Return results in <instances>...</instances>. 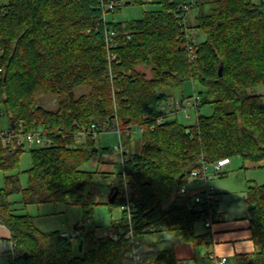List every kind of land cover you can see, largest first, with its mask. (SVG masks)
Listing matches in <instances>:
<instances>
[{"label": "trees", "instance_id": "trees-1", "mask_svg": "<svg viewBox=\"0 0 264 264\" xmlns=\"http://www.w3.org/2000/svg\"><path fill=\"white\" fill-rule=\"evenodd\" d=\"M190 2L192 9L200 7L195 25L187 26L194 30L193 43L177 17L178 6ZM157 4L138 20H109L95 28L102 12L98 0H0V120L5 117L3 128L15 135L41 130L48 139L29 150L24 188L13 173L24 146L16 140L0 145V226L15 245L13 260L0 255L9 264H128L129 247L123 236L112 241L95 227H81L77 244L57 231H39L29 215L16 213L12 195H20L23 207L63 203L88 218L98 205L94 190L110 180L108 194L117 189V195L104 204L121 210L126 188L135 204L131 222L137 236L168 235L141 250L140 264H178L177 245L209 243L206 232H194L202 212L193 189L179 192L194 181L191 172L232 157L264 167V0H214L207 11L204 0ZM108 29L116 34L111 64ZM194 35L203 39L196 42ZM140 67L148 68L149 77ZM185 82L201 88L195 123L168 118L157 124L170 92ZM39 95L53 97L55 108L40 107ZM205 105L212 107L209 116L198 112ZM115 123L123 146L130 145L132 127H141L138 150L124 154L122 173L83 170L99 152H112L96 147L95 138ZM244 204L254 251L236 257L264 264V183L246 186ZM125 222L121 210L110 229ZM148 227L152 231H144Z\"/></svg>", "mask_w": 264, "mask_h": 264}, {"label": "rangeland", "instance_id": "rangeland-1", "mask_svg": "<svg viewBox=\"0 0 264 264\" xmlns=\"http://www.w3.org/2000/svg\"><path fill=\"white\" fill-rule=\"evenodd\" d=\"M158 0H144L143 4L137 2H131L128 5L124 4V1L120 0L118 8L107 14V19L116 22H129L138 20L142 17L144 12L157 10L159 5L157 4ZM206 4L203 5V11H207L208 7L213 4L214 0H204ZM200 7L191 9L187 14L186 22L189 27L195 25L194 16L199 11ZM196 42L201 41L203 36H196ZM139 71L145 73L146 77H149L148 68L140 67ZM201 90L198 84H192L191 82H185L180 88H176L171 91V97L168 101L172 100H181L182 98L192 99L194 95H197ZM42 96V95H39ZM38 98V97H36ZM37 102V101H36ZM199 114L203 116H209L212 113V107L210 105H205L199 108ZM196 110L189 109L186 117V114L183 112H178L173 114L169 119H175L177 122L189 126L195 123L196 120ZM1 127H5L6 118L3 117L0 121ZM140 131L137 127H133L129 131L130 145L124 146L123 151L127 150L128 153H133L138 150L139 141H140ZM119 137L118 135L109 129L101 132L95 138V144L98 148L108 147L112 150L111 153H115V147L118 146ZM38 145L33 146H24V152L21 154L19 159V166L16 171L19 177V183L22 188L27 184V175L26 171L31 166L29 150L39 148ZM110 153V154H111ZM102 159L108 157V154H100V152L93 156L86 164L81 168L86 171L97 170V163L94 159ZM106 161L109 158L105 159ZM104 161V160H103ZM121 164L114 165L115 173L121 172ZM212 167H208V171L212 172ZM110 180L100 183L94 190L95 201L98 205L93 208V212L90 217L86 218L83 216L80 208L78 207H66L63 203L57 204H41V205H28L23 207V205L18 202L21 200L19 194L12 195L9 200L15 202L14 206L16 213L23 215L27 214L32 218L33 225L39 231L42 232H62L70 231L73 229L74 225L84 228H93L98 235H104L110 230L109 226L112 221L117 220L120 217L121 210L119 208H109L104 203L107 200L108 188ZM117 183V181H115ZM264 183V167L259 164H252L246 161H243L240 157H232L228 165H226L222 172L215 176L210 184L213 185L218 190V201L216 209L221 211L223 218L225 220L230 219H244L246 207L244 204V191L248 184L251 185H260ZM3 186V173L0 171V188ZM194 232L196 234H202L204 232V227L201 220H197L193 224ZM168 237L164 233H149L144 234L139 237L142 250H148L153 247V245L161 240H164ZM8 244L7 241H4ZM73 244H77V241H72ZM3 246V241H0V250ZM194 258L189 260L187 264H213L207 258L203 259L202 254L205 251V246H195L194 247ZM207 250V249H206ZM4 253V252H0ZM8 254V253H7ZM228 261L224 264H246V262L235 256L227 257ZM0 264H9V258L4 254L0 255Z\"/></svg>", "mask_w": 264, "mask_h": 264}, {"label": "built area", "instance_id": "built-area-1", "mask_svg": "<svg viewBox=\"0 0 264 264\" xmlns=\"http://www.w3.org/2000/svg\"><path fill=\"white\" fill-rule=\"evenodd\" d=\"M100 7H101V17L100 20L97 21L95 24V28L105 26V24L109 21L107 19V14L112 13L113 10L119 6V0H110L108 3H104V0H98ZM194 3H182L180 6H178V18H180L181 23L183 24V31L185 38L190 40V42H194L192 38V34L194 33L193 29L187 28V14L189 11L193 8ZM116 34L111 30H105L104 36H105V49L107 53V62L108 64H111V62L114 60L115 55L113 53V48L116 47V42L114 40V36ZM190 49V46H188ZM0 57H1V51H0ZM0 68V73H1ZM110 71V68H109ZM199 105L198 97L197 95H194L192 99H181V100H172L167 101L162 107L161 110L164 111V115L161 117H158L156 119L157 124H161L165 119L170 118L173 114H177L178 112H183L186 114V117H188V110L194 109L196 110ZM1 121V120H0ZM1 123V122H0ZM133 127H137L141 133V127L136 125ZM132 127V128H133ZM119 137V143L118 146L115 147V151L120 152L121 159L120 164L122 167V163L124 161V154H128V151H123L122 148L124 147L122 144V141L120 139V129L118 125L115 123L112 129ZM128 134V132H127ZM17 141L18 144H22L23 146H46L48 144V139L45 137V134L41 130L33 131L26 133L24 135H15L7 130L5 128L1 127L0 124V145L2 147L8 146L11 142ZM229 159L222 158L217 160L214 164L211 165L212 172L208 171L209 166H202L200 169L195 170L191 172L190 178L194 180L192 183L188 185H183L180 187L179 192L183 193L188 188L193 189V201L195 204H197V210L202 212V224L206 232V239L208 242H210L212 237V227L215 222L221 221V215L216 212V206L218 201V190L213 187V185L210 184V181L220 174L222 172L223 168L229 164ZM122 173V170H121ZM135 206L134 202L131 199L130 194L127 192L126 188H124V204L121 207V210L125 212L126 214V222L123 227L115 229H110L108 232H106V236L112 240L116 241L121 236L124 237L125 240L129 242L128 247V264H140V253H141V244L139 241V236L135 234V230L133 228L132 222H131V214H132V208ZM84 228V227H83ZM152 231L151 227H148L147 229H144V231ZM58 236L62 239H66L69 241H78L82 236L81 227L80 228H73L70 231H62L58 232ZM4 241H7L8 244ZM3 241V246L0 250V252L8 253L11 255V260H13V254L15 251V245L9 238L7 240ZM208 259L213 264H224L226 262L225 257H218L216 254L209 250L207 253Z\"/></svg>", "mask_w": 264, "mask_h": 264}, {"label": "crops", "instance_id": "crops-1", "mask_svg": "<svg viewBox=\"0 0 264 264\" xmlns=\"http://www.w3.org/2000/svg\"><path fill=\"white\" fill-rule=\"evenodd\" d=\"M37 101L38 105L44 109L50 110L55 108V99L51 96H39ZM110 128L113 129V126ZM106 158H109V160L106 161ZM94 159L97 163V171L109 174L114 171V165L120 163L121 154L120 152L108 154V157L103 158L104 161L101 158L97 159V157H94ZM216 212L221 215V221L214 223L211 240L208 244H204L205 251L202 254V258L208 259L207 253L209 250H212L218 257H225L226 262L229 256L236 257L237 255L251 254L254 251V247L250 240L247 222L243 218L225 220L221 211L216 209ZM75 226L76 225H74L73 228ZM109 226L110 224L107 225V228ZM203 231L205 232V229ZM204 232H202V234ZM8 238V231L3 226H0V241L7 240ZM194 252V246L188 243L177 245L174 249L178 264H187L189 260L194 258Z\"/></svg>", "mask_w": 264, "mask_h": 264}, {"label": "water", "instance_id": "water-1", "mask_svg": "<svg viewBox=\"0 0 264 264\" xmlns=\"http://www.w3.org/2000/svg\"><path fill=\"white\" fill-rule=\"evenodd\" d=\"M124 4H125V5H128V4H130V2L127 1V2H124ZM218 73H219V75H220V68H219V70H218ZM12 128H13V127H12ZM96 150H97L96 148H93V151H96ZM116 195H117V189H114L113 192H112V190L109 192V194L107 195V201H108L109 204H112V203H113V200H114V198L116 197ZM74 228H75V227H74ZM81 248H82V243L79 242V243H78V250L80 251ZM25 256H26V254H25Z\"/></svg>", "mask_w": 264, "mask_h": 264}]
</instances>
